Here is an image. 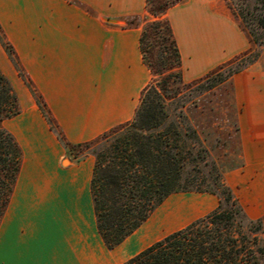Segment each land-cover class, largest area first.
I'll list each match as a JSON object with an SVG mask.
<instances>
[{"label": "crops", "instance_id": "0c3cea01", "mask_svg": "<svg viewBox=\"0 0 264 264\" xmlns=\"http://www.w3.org/2000/svg\"><path fill=\"white\" fill-rule=\"evenodd\" d=\"M144 15V0H0L3 40L69 144L90 141L132 118L149 72L138 49L140 26L124 21L141 23ZM165 16L184 82L251 46L225 0H183ZM4 60L0 47V64ZM3 74L16 82L12 68ZM220 85L228 88L226 111L233 115L239 158L247 168L264 166V52ZM15 91L19 112L0 122L20 150L0 218L6 264H122L216 207L209 193L169 194L107 249L89 189L92 155L70 157L24 85L16 84Z\"/></svg>", "mask_w": 264, "mask_h": 264}, {"label": "trees", "instance_id": "16d2710c", "mask_svg": "<svg viewBox=\"0 0 264 264\" xmlns=\"http://www.w3.org/2000/svg\"><path fill=\"white\" fill-rule=\"evenodd\" d=\"M182 1L144 0L141 23L136 18L124 21V26H140L138 49L149 80L140 90L132 118L90 141L66 142L29 79L18 73L56 138L69 151L79 147L80 153L92 155L89 189L96 230L107 249L133 232L169 194L199 192L216 197V207L208 214L122 264H264V247L256 235L259 223L244 222L236 198L184 113L189 99L183 98V90L209 91L257 60L256 49L264 46V0H225L251 47L186 83L165 16ZM2 42L18 66L11 47ZM171 83L177 87L170 95ZM18 111L16 96L0 72V122ZM19 165V147L0 127V218Z\"/></svg>", "mask_w": 264, "mask_h": 264}, {"label": "rangeland", "instance_id": "374dc122", "mask_svg": "<svg viewBox=\"0 0 264 264\" xmlns=\"http://www.w3.org/2000/svg\"><path fill=\"white\" fill-rule=\"evenodd\" d=\"M2 41L4 40L0 32V47H2L8 56V62L4 60V63L0 64V72L3 74L5 69L9 70L12 68L14 73H16V82L10 81L7 77L6 79L15 96L16 84L20 86L24 85L34 100V95L18 71L23 76H27L19 65L14 64L8 49ZM256 52L258 57H260L264 52V46L257 48ZM183 83L186 82L183 81ZM176 87L175 84L171 83L170 95L175 91ZM227 89V86L222 88L221 85H218L201 94H196L194 88L183 90V98L189 99L184 113L203 141L224 183L231 189L236 198L243 214L244 222L250 221L254 225L255 223H259V230L256 235L259 244L264 247V166L247 168L238 156V148L234 136L235 124L233 115L231 112L226 111V107L229 106ZM79 150V147L71 151L68 150V155L78 160L89 153L87 151L80 153Z\"/></svg>", "mask_w": 264, "mask_h": 264}, {"label": "snow or ice", "instance_id": "6c2138e0", "mask_svg": "<svg viewBox=\"0 0 264 264\" xmlns=\"http://www.w3.org/2000/svg\"><path fill=\"white\" fill-rule=\"evenodd\" d=\"M0 264H6L4 260V251H3V245L0 244ZM7 264H13V262L9 261Z\"/></svg>", "mask_w": 264, "mask_h": 264}]
</instances>
